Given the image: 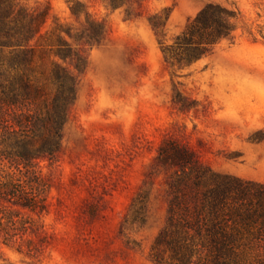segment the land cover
<instances>
[{"label":"rangeland","instance_id":"rangeland-1","mask_svg":"<svg viewBox=\"0 0 264 264\" xmlns=\"http://www.w3.org/2000/svg\"><path fill=\"white\" fill-rule=\"evenodd\" d=\"M21 3L49 8L48 29L59 19L81 31L87 12L105 24V34L86 49L58 162L39 161L52 186L48 212L32 215L46 232L45 248L33 258L25 242L0 237V264H153L169 197L166 174L150 172L166 140L215 171L264 183V0ZM208 3L238 13L234 38L190 65L172 66L162 49ZM156 14L165 24L157 30L150 24ZM144 187L145 225L126 222Z\"/></svg>","mask_w":264,"mask_h":264},{"label":"trees","instance_id":"trees-1","mask_svg":"<svg viewBox=\"0 0 264 264\" xmlns=\"http://www.w3.org/2000/svg\"><path fill=\"white\" fill-rule=\"evenodd\" d=\"M109 1L116 8L142 0ZM85 15L81 31L59 19L48 29L49 8L0 0V237L25 242L33 258L47 237L32 215L48 212L52 187L39 161L58 162L86 49L104 39L105 24ZM238 21L235 11L208 3L164 46L165 60L192 64L233 39ZM150 24L165 26L158 14ZM161 172L169 199L149 254L153 264H264V183L215 171L173 140L161 144L150 176ZM149 197L146 187L138 192L126 222L145 225Z\"/></svg>","mask_w":264,"mask_h":264}]
</instances>
